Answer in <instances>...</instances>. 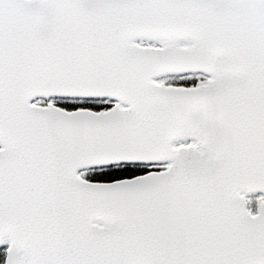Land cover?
Masks as SVG:
<instances>
[{
	"label": "snow or ice",
	"instance_id": "obj_1",
	"mask_svg": "<svg viewBox=\"0 0 264 264\" xmlns=\"http://www.w3.org/2000/svg\"><path fill=\"white\" fill-rule=\"evenodd\" d=\"M0 264H264V0H0Z\"/></svg>",
	"mask_w": 264,
	"mask_h": 264
}]
</instances>
